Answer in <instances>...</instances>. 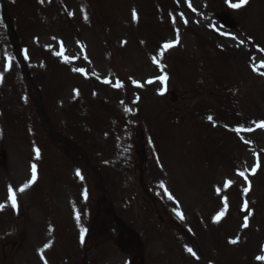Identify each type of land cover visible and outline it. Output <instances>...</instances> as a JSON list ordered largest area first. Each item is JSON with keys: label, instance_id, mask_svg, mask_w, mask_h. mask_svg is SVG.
<instances>
[{"label": "rangeland", "instance_id": "obj_1", "mask_svg": "<svg viewBox=\"0 0 264 264\" xmlns=\"http://www.w3.org/2000/svg\"><path fill=\"white\" fill-rule=\"evenodd\" d=\"M234 3L0 0V264H264V0Z\"/></svg>", "mask_w": 264, "mask_h": 264}, {"label": "snow or ice", "instance_id": "obj_2", "mask_svg": "<svg viewBox=\"0 0 264 264\" xmlns=\"http://www.w3.org/2000/svg\"><path fill=\"white\" fill-rule=\"evenodd\" d=\"M40 2L43 3L44 0H40ZM248 2H249V0H239V3H234V4H231L230 6H231V7H234V8H239V7H242V6L246 5ZM189 7H191V4H189ZM193 11H195V9H193ZM85 18L87 19V17H85ZM133 19H137V15H136V12H135V11H133ZM185 22H187V21H185ZM234 38H235V37H234ZM241 43H243V41H241ZM173 46H175L173 43H165V44L163 45V48H164V49H169V48H171V47H173ZM261 51H264V49H261ZM57 54H58V55H61V53H57ZM162 55H163V52H161V56H162ZM25 57L27 58V50H25ZM64 59H65V62H68V58H67V57H65ZM153 60L155 61L156 58L154 57ZM262 66H264V65H262ZM9 67H11V65H9ZM73 70H74V71H77V72H83V71H84V70L81 69V68H75V69H73ZM262 74H264V73H262ZM159 79H161L162 81H166V80H167V76L159 77ZM105 82L107 83L108 81H105ZM149 82H151V81H149ZM121 86H122V85H120L119 83L116 84V87H121ZM125 110L128 111V109H125ZM209 119L211 120L212 117H209ZM257 127H258V128H264V120H261V121L257 124ZM247 130H248V131H251L252 129H247ZM238 131H239V129H238ZM35 151H36L37 159H39V158H40V150L37 148ZM256 167H259V164H258ZM255 172H256V168H253V170H252V174L254 175ZM76 175H77V176H80V172H79V170H77ZM239 175L244 176V178L247 180V176L245 175L244 172H240ZM81 179H82V177H81ZM36 180H37V169H36V165L34 164V165H32V175H31V179H30L27 183H25V185H24L23 187H21V188L19 189V191H20V192H23L26 188H28V187H30L32 184H34V183L36 182ZM231 183H232L231 181H227L226 184H225V187H227V186L230 185ZM161 187H163V185H161ZM249 190H250V184H249V188H246V189H245V192H247V191H249ZM217 191L219 192L220 190L217 189ZM9 193H10V195H9V199L11 200V206H12V208H16V207H17L16 194H15V192L13 191V189H12L11 186H9ZM84 196H85V198L87 197V192H86V191H85V193H84ZM169 199H172V196H171V195H169ZM4 207H5V205L0 204V210H2ZM244 207H245V209H247V207H248V203H247V201H245V203H244ZM226 211H227V197L224 198V211L218 213V215H217L214 219H215L216 221H218V220L220 219V217L223 216V215L225 214ZM177 215H181V214H180L179 212H177ZM181 218H183V217L181 216ZM76 219H77V221H79V219H80L79 214H77ZM244 219H245V223H244L243 226H244V227H247V226H248V215H246ZM86 231H87V229H81L80 242H81L82 244L84 243V232H86ZM237 242H238V240H232V241H230V243H233V244H235V243H237ZM49 246H50V245H45L46 248L49 247ZM187 250H188V252L192 253V255H195V252H193V250H192L191 248H188ZM41 258L43 259V256H42ZM257 259H259V260H264V256L257 257ZM45 264H47L46 261H45Z\"/></svg>", "mask_w": 264, "mask_h": 264}, {"label": "bare ground", "instance_id": "obj_3", "mask_svg": "<svg viewBox=\"0 0 264 264\" xmlns=\"http://www.w3.org/2000/svg\"><path fill=\"white\" fill-rule=\"evenodd\" d=\"M219 19H220V27L226 28V27L229 26V22H228V20L225 17H223L222 19L219 17ZM78 40H79V42H81V41L84 42L83 37H81V36H79ZM83 45L85 46V43ZM262 65H264V61H258L257 60V61L254 62V69H256L258 71V73H262V71L264 72V66H262ZM28 238H29V242H30V239H31L30 238V232H29V237ZM24 245L27 246L26 243H24L23 246ZM25 255H27V254H25ZM31 264H43V262L41 260L37 259L36 262H32Z\"/></svg>", "mask_w": 264, "mask_h": 264}, {"label": "water", "instance_id": "obj_4", "mask_svg": "<svg viewBox=\"0 0 264 264\" xmlns=\"http://www.w3.org/2000/svg\"><path fill=\"white\" fill-rule=\"evenodd\" d=\"M172 96H173V94H172ZM174 99H175V97H174ZM174 99H172V101H173Z\"/></svg>", "mask_w": 264, "mask_h": 264}]
</instances>
